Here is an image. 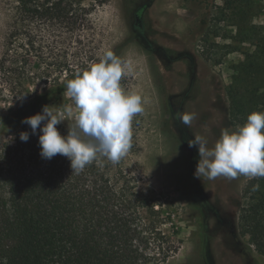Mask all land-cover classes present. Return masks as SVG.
I'll return each mask as SVG.
<instances>
[{
	"label": "rangeland",
	"instance_id": "obj_1",
	"mask_svg": "<svg viewBox=\"0 0 264 264\" xmlns=\"http://www.w3.org/2000/svg\"><path fill=\"white\" fill-rule=\"evenodd\" d=\"M79 1L90 9L88 25L69 32L65 24L37 19L36 47L45 53L62 48L70 56L81 51L96 61L112 51L131 65L120 84L142 96L144 111L133 118L123 164L172 214L177 232L164 230L177 251L165 264H264L239 227L242 207L264 209L257 196L264 193V178L200 180L194 177L198 148L188 144L201 135L211 147L223 129L264 112V0ZM146 3L138 28L135 12ZM9 14V0H0V49ZM43 87L30 86L33 99ZM66 99L74 117L75 106ZM177 113L191 114L190 126ZM252 179L259 190L245 197Z\"/></svg>",
	"mask_w": 264,
	"mask_h": 264
},
{
	"label": "trees",
	"instance_id": "obj_2",
	"mask_svg": "<svg viewBox=\"0 0 264 264\" xmlns=\"http://www.w3.org/2000/svg\"><path fill=\"white\" fill-rule=\"evenodd\" d=\"M151 3L135 12L142 27ZM10 24L0 49V260L7 264H165L177 251L165 232L176 229L172 214L155 190L129 173L123 158L116 164L101 158L73 173L67 157L40 156L38 135L22 123L45 105L67 104V82L99 62L81 51L70 56L37 49L34 21L55 20L68 31L88 25L90 9L79 0H9ZM88 21V23H87ZM82 44L81 41H78ZM54 51V50H53ZM36 70V71H35ZM44 87L37 99L30 86ZM234 106V104H232ZM66 121L57 125L68 133ZM29 132L27 142L21 132ZM42 134V133H41ZM252 179L243 195L255 194ZM264 204V193H259ZM263 210L242 207L239 227L264 256Z\"/></svg>",
	"mask_w": 264,
	"mask_h": 264
},
{
	"label": "clouds",
	"instance_id": "obj_3",
	"mask_svg": "<svg viewBox=\"0 0 264 264\" xmlns=\"http://www.w3.org/2000/svg\"><path fill=\"white\" fill-rule=\"evenodd\" d=\"M129 71L128 62L106 51L99 62L92 63L67 82L63 95L71 98L74 117L73 106L62 104L45 105L41 113L22 120L30 126L31 135H38L41 158L65 156L73 173L83 171L93 161L103 167L101 158L118 163L131 146L133 118L144 111L142 96L126 92L120 84ZM177 116L185 126H190L194 118L187 113H177ZM66 117L71 120L64 136L57 125ZM194 137L188 141L189 147L198 148L194 177L200 180L264 178V112H252L234 130L223 129L211 147L204 136ZM29 138V132L20 133L21 141L27 142ZM257 190L258 184L253 186V191ZM0 264H7V260H0Z\"/></svg>",
	"mask_w": 264,
	"mask_h": 264
}]
</instances>
